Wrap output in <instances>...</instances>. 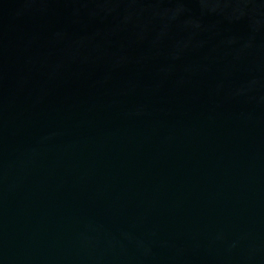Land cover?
<instances>
[{"label": "water", "instance_id": "1", "mask_svg": "<svg viewBox=\"0 0 264 264\" xmlns=\"http://www.w3.org/2000/svg\"><path fill=\"white\" fill-rule=\"evenodd\" d=\"M0 264H264V0H0Z\"/></svg>", "mask_w": 264, "mask_h": 264}]
</instances>
